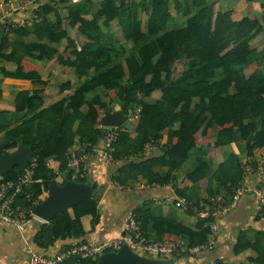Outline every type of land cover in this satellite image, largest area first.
<instances>
[{"label":"trees","instance_id":"trees-1","mask_svg":"<svg viewBox=\"0 0 264 264\" xmlns=\"http://www.w3.org/2000/svg\"><path fill=\"white\" fill-rule=\"evenodd\" d=\"M62 4L66 1L58 3ZM186 4V12L195 15L176 30L165 27L171 8L180 11L181 5L175 0L173 4L171 0H140L137 4L128 0H102L97 13L88 11L80 15L67 8L58 13L57 4L52 2L41 5L52 19V23L43 24L46 27L43 33L47 41L56 46L53 55L64 71L74 68L77 82L85 78L89 70H98V74L81 84L73 95L64 96L47 109H41L44 105L42 89L31 93L17 92L15 112L26 111L20 124L13 128H9L10 114L0 112V133L4 132L5 140L11 142L6 151H13L18 145L30 147L35 163L33 180L41 181L25 190L29 200L25 195L17 200L22 199L27 207L28 203L40 202L47 183L55 178L53 170L66 169L68 158L65 154L70 150L74 133L62 115L64 103H67L66 108L75 111L74 101L82 102L93 88L102 94L107 93L111 99L118 98L121 110L127 116L139 110L138 117L131 120L134 129L117 128V139L112 144V158L124 162L114 178L118 184L139 178L148 184L155 182L158 178L152 171L155 166L175 169L185 162L195 146L207 145L214 132L216 140L210 144L212 151L230 144L237 132L246 142L249 158L255 152L264 154V49L258 52L257 45H251L257 35H264V11L252 4L246 8L243 18L231 21V11H216L217 2L213 0H188ZM141 15L147 16L145 33L139 21ZM97 16L105 21L118 20L123 37L133 44L129 57H123L126 54L121 51L117 53L114 45L101 43L102 37L95 27ZM11 28L8 26V31ZM73 29H76V38L70 36ZM8 31L2 28L0 35ZM43 47L35 45L38 50ZM5 58L10 59L0 54L1 60ZM17 65L19 72L24 70L22 62L17 61ZM28 70L26 78H13L43 85V69L31 67ZM1 73L12 78L4 69ZM172 75H177L176 79ZM70 87L69 84L61 86L58 95ZM86 105V114L77 115L80 126L76 131L82 142L95 145L104 135L100 119L106 106L97 98H91ZM36 120L38 135L33 137ZM150 130H155L152 139L149 138ZM164 134L167 136L164 155L142 158L146 143L160 139ZM125 158L128 159L124 161ZM47 162L48 166L45 165ZM30 167V164L25 166L26 169ZM231 169L230 162L220 165L216 177L226 176ZM204 170L205 166L199 163L198 168L185 178L201 182L205 180ZM240 171L243 175L244 168L241 167ZM22 173L15 167L2 180L16 181ZM73 176V172L66 174L61 185L72 180ZM231 180L239 183L240 177ZM75 181L84 182L76 178ZM209 187L208 184V193ZM174 202L175 199L170 205L173 208ZM134 214L143 233L157 228L161 235L169 236L168 240L186 236L189 246L206 240L205 220H199L190 212L187 214L196 220L193 228L179 225L169 218H153L146 205L135 209ZM83 216H91L93 229L98 220L93 199H84L76 207L55 216L50 227L36 237L38 246L48 247L59 235L80 237L84 234L80 222ZM257 238L251 244L242 234L238 235L234 256L252 251L256 258H249L248 264H264V235L258 234ZM96 262L88 258L76 260L73 264Z\"/></svg>","mask_w":264,"mask_h":264},{"label":"crops","instance_id":"crops-1","mask_svg":"<svg viewBox=\"0 0 264 264\" xmlns=\"http://www.w3.org/2000/svg\"><path fill=\"white\" fill-rule=\"evenodd\" d=\"M4 1L5 0H0V2ZM20 1L21 0H7L6 2H10L14 6ZM101 1L102 0H84L81 4L66 2V4L57 5L58 13L62 8H67L78 15L88 11L97 13ZM130 1L137 4L140 0H128V2ZM171 1L173 4L174 0ZM175 1H178L181 8L180 11H174L171 8L168 13L169 18L165 23L167 30H176L182 27L191 16L195 15L194 12L189 14L185 10L188 0ZM213 2H217L216 11H220L221 9L231 11L229 14L231 21H238L243 18L246 15V8L252 4L264 11V0H213ZM43 4L44 3H41L35 7L31 6L25 11H17L10 16L5 15V12L0 10V14H2L7 23L12 26L7 34L3 36L0 35V54L10 57V59L5 58L4 61L0 59V112H7L10 114V123L8 122L9 128L19 125L22 121L21 116L26 111L23 110L21 113L15 112L14 98L17 92L25 91L31 93L35 89H42L44 105L41 109H47L49 106L59 102L64 96L73 95L81 84L86 83V81H89L98 74V70H89L85 78L83 77L77 82L74 68H68L64 71L63 66L53 55L56 46L49 43L43 33L46 28L43 24L52 23L51 16L46 8L41 6ZM139 21L141 22L142 32L145 33L147 28V16L141 15ZM96 25L95 27L98 28L102 37V44H112L116 48L117 53L121 51L126 54L123 57H129L128 54L131 52L133 44L132 41H127L123 37V32L118 20L105 21L103 17L97 16ZM262 26L264 27V25ZM70 36L77 37L76 29L71 30ZM261 36L264 35L259 34L254 39L259 41ZM35 45L44 46L43 50H38V48H35ZM260 49V51H263L264 45ZM17 61L25 65L24 70L18 71ZM31 67L43 69L41 73L43 85H36L30 80L13 78L17 76L26 78L29 71L28 69ZM2 69L12 78L3 76L1 73ZM176 77V75H172L173 79H176ZM66 84L71 85V87L68 89L65 88V90L58 95V89ZM76 96L75 94V98H77ZM91 98H97L101 104L106 106L105 111L101 113L100 119V127L102 130L104 129V132L109 128H113L101 124V120L105 117L106 113H120L123 117V122L116 128L122 126L132 131L134 126L131 120L135 115L138 117L139 110L136 109L134 113L132 112L130 116H127L122 112L121 101L118 98L115 97L111 99L107 93L102 94L95 88H93L92 92L88 94L85 99L83 98L82 102L78 103L74 101L73 106L75 111L66 108L67 103H64L62 115L66 117L69 123V129L74 133L70 150L65 154V157H67L69 161L84 148L90 145L94 147V150L90 152V157L85 163L86 170L84 171V175L79 177L74 174L73 179L69 181L76 182V178V180L84 181L79 183H90L93 189L100 192L97 197L89 198L93 199L96 203L97 223H95L92 229L91 216H83L80 219L84 231L83 235L77 238L59 235L54 242L46 248H40L38 246L36 237L44 233L46 228L48 229L50 227V223L55 217H53L50 222H45L33 214L29 224L22 231L0 223V264H26L29 251L53 256L67 246L79 243L92 245L101 244L106 239L120 235V233L125 230L128 217L133 215L135 219H137L134 211L143 205H146L153 218H169L179 225L193 228L194 224H196V220L192 218L193 216L170 206L174 199L176 200L180 195L186 197L192 205L201 208L205 205L207 197L216 195L223 204L228 205L234 194L235 188L238 186H244L247 191L238 197L235 206L230 208L229 212L223 218L216 221L217 242L212 251L203 252L194 257L178 255L162 258L142 257L159 259L163 264H248L249 258H256V255L252 251H245L234 256L233 248L238 235L242 234L245 240L251 244L255 242V239H258V234L264 235V216L259 212L251 193L252 189L263 186L262 183L264 182L260 180L259 172L264 166V154L255 152V155L249 158L247 155L246 142L242 140L237 132L233 134V140L230 144L212 151L210 144L216 140L214 132L211 133V136L208 138L207 145L195 146L185 162L175 169H170L167 166H155L152 169L153 173L158 177L155 182L148 184L143 179L139 178L138 180H129L125 184H118L114 182V178L118 175V170L123 165V161H120L118 164H112L103 160L101 156V139L98 140L95 145L84 143L76 131L80 126L77 115L81 113L83 115L86 114V104L89 103ZM38 125V120L34 121L33 137L38 135L36 129ZM149 134V138L152 139L155 135V130H150ZM5 141L8 140H5V134L2 132L0 133V143ZM166 141L167 136L164 134L162 138L146 143L148 146H145L146 148L142 153V158L150 159L164 155V145ZM112 152L113 150L111 149V154ZM127 159L128 158H125L124 161ZM134 160L136 161V159ZM228 162L232 163V169L228 171L226 176L222 175L220 179L217 178L216 173L219 171V166ZM199 163L205 166V170L203 171L205 180L200 182L197 179L195 181H191L189 178L186 179L185 177H187V175H191L198 168ZM28 164H35L34 160L32 159ZM235 164L237 166H235ZM45 165L48 166L49 163L47 162ZM241 167L244 168L243 175H241ZM25 169L26 168L23 170ZM54 177L55 178L52 180H55L59 186H63L67 182L61 185V183L65 181L64 177H57L55 175ZM233 177H240V182H232L231 179ZM35 182L41 181L32 180L26 185L25 190H29ZM208 184L210 185L209 193L207 192ZM47 195L48 183L46 192L41 196L42 198L40 197V202H34L31 205L28 203L29 206L27 207L22 199H16L15 204L21 207L25 206V212L29 213L35 205L44 201ZM199 220L201 219L199 218ZM204 222L203 229L207 230V235L206 240L200 244L205 243L210 235L209 221ZM155 229L156 230H150L146 233L142 232V234L150 241H173L168 240L169 236L167 234L161 235L157 228ZM174 241L189 246L188 237L186 236ZM74 261L76 260H70L64 264H73Z\"/></svg>","mask_w":264,"mask_h":264},{"label":"built area","instance_id":"built-area-1","mask_svg":"<svg viewBox=\"0 0 264 264\" xmlns=\"http://www.w3.org/2000/svg\"><path fill=\"white\" fill-rule=\"evenodd\" d=\"M66 1L72 4H79L83 0H21L18 4L12 5L10 2H0V10L5 12V15L10 16L17 11H25L29 7L39 5L41 3L52 2L57 4ZM7 17V16H6ZM8 26L5 17L0 14V30L3 28L8 31ZM137 118L135 115L133 119ZM117 128H109L104 132L102 141L101 156L112 164H118L120 161L115 160L111 156L112 144L117 139ZM148 145H146L147 147ZM145 147V148H146ZM94 150L93 146L84 148L76 156L72 157L64 171H53L57 177H64L69 172L82 177L86 170L85 163L90 157V152ZM145 150V149H144ZM35 165L32 164L30 168L23 170V173L16 181H3L0 178V223L13 227L22 231L27 227L33 214L25 212V209L17 204L15 200L22 195H25L29 200V196L25 193V187L33 180V170ZM260 180L264 182V166L259 172ZM259 188L251 190L254 201L259 209V212L264 216V183ZM247 189L244 186H238L234 190V194L228 205L216 197H207L206 203L203 207L194 206L186 198L178 197L174 202V207L183 212H190L198 216L202 220L209 221L210 235L207 241L203 244L188 246L178 241H150L146 239L138 222L133 215L129 216L126 222L125 230L120 235L104 240L101 244L92 245L80 243L70 247L63 248L53 256L47 254L36 253L29 251L26 264H64L69 260H84V259H98L99 256L105 253H115L123 245L139 256L151 255L153 258L169 257L172 255L194 257L202 252L211 251L217 242V226L216 221L223 218L230 208H233L240 195L245 193Z\"/></svg>","mask_w":264,"mask_h":264},{"label":"water","instance_id":"water-1","mask_svg":"<svg viewBox=\"0 0 264 264\" xmlns=\"http://www.w3.org/2000/svg\"><path fill=\"white\" fill-rule=\"evenodd\" d=\"M120 113H106L101 124L106 127H118L122 122ZM9 141L0 143V178L13 168L21 171L33 159L30 148L19 145L13 151H6ZM100 192L93 189L90 183H76L67 181L59 186L55 180L48 182V195L44 201L35 205L32 214L50 222L57 214L63 213L78 205L83 199L97 197ZM96 264H163L159 259H149L133 253L127 245H123L115 253H105L98 257Z\"/></svg>","mask_w":264,"mask_h":264},{"label":"rangeland","instance_id":"rangeland-1","mask_svg":"<svg viewBox=\"0 0 264 264\" xmlns=\"http://www.w3.org/2000/svg\"><path fill=\"white\" fill-rule=\"evenodd\" d=\"M258 40H253L252 41V45L253 44H255V45H257V49H258V51H260L261 49L260 48H262L263 47V45H264V36H261V38H260V40L257 42ZM256 47V46H255ZM177 76V75H176ZM80 244V243H79ZM76 245V244H75ZM72 246V245H71ZM67 247H70V246H67ZM66 248V247H65ZM144 256H149V257H153V256H151V255H144ZM93 260H95V261H97V259H93Z\"/></svg>","mask_w":264,"mask_h":264}]
</instances>
